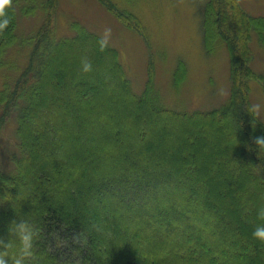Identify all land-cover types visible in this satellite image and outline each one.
<instances>
[{
  "label": "trees",
  "instance_id": "obj_1",
  "mask_svg": "<svg viewBox=\"0 0 264 264\" xmlns=\"http://www.w3.org/2000/svg\"><path fill=\"white\" fill-rule=\"evenodd\" d=\"M56 10L57 0H12L5 9L10 23L0 33V69L12 68L7 54L16 47L27 60L12 84L0 89V130L14 111L20 155L13 161L11 174L0 172V238H12L8 228L13 220L35 226L34 258L25 264H179L181 259L191 264L186 252L198 256L202 250L212 257L200 264H264V242L253 237L255 227L264 224L257 216L264 208V193L256 200L251 197L264 186V150L254 143L256 137L264 136V123L248 112L240 80L248 32L254 30L262 37L264 18L242 13L231 0L208 1L202 21L204 37L205 41L220 38L226 42L233 71L231 95L213 111L185 114L159 106L151 92V79L140 96L134 95L116 52L100 51L98 40L90 34L79 29L70 39L56 40L52 33ZM17 13H41L39 28L20 38ZM120 19L126 21L129 16ZM235 25L240 43L225 37ZM67 45L88 48L85 52L93 53V61L101 65L100 58H105L109 77L101 74L93 82L86 76L51 73V87L61 90L48 95L45 61L53 49ZM99 64L95 68L102 73ZM93 72L87 75L94 79ZM36 93L41 99L34 106ZM102 93L109 107L114 102L111 93L119 104L134 108L133 112L114 115L102 104ZM65 109L73 114L75 109L80 111L70 113V123H64ZM145 110L149 113L144 115ZM38 115L46 119L45 125L34 122ZM28 117L37 129L26 123ZM107 118L111 125H106ZM160 121L175 123L183 139L167 137ZM30 131L36 132L38 146L28 141ZM240 173L253 183L247 182V189L236 180ZM24 176L29 183L19 193ZM107 206L112 209L110 226L114 229L103 238L105 225L93 218ZM73 233L84 244L76 260L70 259L62 245L73 242ZM17 249L13 238L9 255ZM230 249L241 251L244 258H228L225 254ZM219 254L228 262H218Z\"/></svg>",
  "mask_w": 264,
  "mask_h": 264
},
{
  "label": "rangeland",
  "instance_id": "obj_2",
  "mask_svg": "<svg viewBox=\"0 0 264 264\" xmlns=\"http://www.w3.org/2000/svg\"><path fill=\"white\" fill-rule=\"evenodd\" d=\"M208 1L57 0V10L53 16L52 33L55 36L54 38L59 41L72 38L74 31L80 29L99 40L103 35L104 29L110 27L112 34L107 48L116 52V61L122 67L124 77L128 81L131 92L134 95L140 96L146 82L151 79V92L160 107L177 113H206L219 108L229 100L233 80L231 74L233 71L226 42L220 38L205 41L202 21ZM231 2L236 5L237 10L239 9L242 13L252 18H264V0H231ZM227 11H225L226 14ZM233 14L235 15V13ZM121 15L124 17L129 16V20L134 23H131V27L135 26V24L137 25L131 28L128 24L130 21H122L120 19ZM41 20V13L33 16H22L17 13V32L20 38L32 35L39 28ZM228 26L230 27L229 21ZM234 29L231 30L230 34H225V37L228 40L233 39L240 43V37L237 32L239 30L238 25H235ZM212 31L216 32V30ZM259 36L260 34L254 30L248 32L245 43L246 55L241 63L245 71H248L250 75H243L245 72L243 70L240 80L244 88L243 92L247 100V107L252 104H260L261 114L256 118L264 123V35L262 34V37ZM238 46L242 48V44H238ZM16 48L11 49L7 54V60L12 62L10 63L12 68L0 69V89L4 84L11 85L26 64L27 55ZM85 51H88V48H76L73 45L53 49V53L49 54V58L45 61L47 65L45 69V86L48 95H53L61 90L56 85L51 87V73H65L70 78L71 76L78 78L86 76L85 78L93 82L102 75L106 76L108 74L107 76L109 77L107 70L109 67L105 58H100L102 65L99 64V61H96L97 64L93 65V63H96L93 61V53L89 54V52ZM43 55L44 51H41L39 58L41 59ZM82 57H87L91 60L94 66L92 71L95 73L98 71L95 67L99 64L101 66L99 70H102V73L98 71L94 75V79L91 78L92 75H87L88 73L91 74L92 71L84 73L81 70L80 63ZM221 90H224L226 95H221ZM103 93L101 94L102 104L109 111L113 110L114 113L111 112L114 115L116 114L120 117L119 112L122 115L133 112L134 108H130L123 102L119 104L117 96L110 95L111 93L109 96L110 98L112 96L114 102L109 107L108 102H106L107 96L105 94L103 96ZM40 99L41 95L36 93L33 105L35 106ZM73 111L75 114L72 113L71 109H65L63 115L64 123L65 121L70 123L67 118L70 113L77 115L80 110L75 109ZM146 113H149V111L145 110L143 114L145 115ZM106 120L109 122L110 118ZM34 122L39 125H45L46 119L38 115L34 118ZM26 123L32 129H37L33 119L30 117H28ZM159 123L164 126L167 137L172 134L176 137L177 135L181 136L183 139L175 123L172 121H169V123L160 121ZM111 124L112 121L106 125ZM16 128V114L13 111L2 130H0V172L7 175L14 171L13 161L20 156L17 147ZM159 134L160 130L153 138L157 140ZM194 134L195 136L197 135V133ZM201 135L203 138L206 137L205 133H201ZM36 136L35 131H30L28 141L30 143L33 141L35 144L37 141H35ZM128 143H131V141ZM36 146H38L37 143ZM29 149L33 155V148ZM67 149L70 152H74L70 146ZM133 149L136 150V147L133 146ZM172 153L176 155L178 152L174 151ZM56 158L58 157L56 156ZM31 163L32 161L28 162V164ZM105 169L107 170L106 167H104V171ZM32 174L30 173V176ZM236 180L244 182L246 184L244 188L246 189L247 182L253 184L251 181H246L244 174L241 173L237 175ZM22 182L23 184H19L17 188L19 193L24 190L25 184L29 183L25 176L22 178ZM262 193H264V186H262L260 193L251 194V197L256 200ZM109 209L108 206L104 207V210L93 218L95 223L100 224L102 222L105 225L102 226L103 238L109 234V231L111 232L114 229L110 226L113 222L111 220L112 209L110 211ZM72 239L73 242L70 244L68 242L62 243L63 251L69 253L71 260H76L77 253L83 250L84 244L77 233L72 234ZM118 239L120 241L123 237L120 236ZM188 241L189 239L187 240L186 238L184 242L187 243ZM56 248L58 247L56 246ZM207 253L202 250L201 255L199 254L198 256L191 252H186V255L192 258L191 264H200L201 260L212 257L207 255ZM240 253L241 251L230 249L225 255L229 254L228 258L243 259L244 254ZM258 256L259 252H257ZM216 258L218 262H228L227 257L223 254L216 255ZM183 263V259H181L179 264Z\"/></svg>",
  "mask_w": 264,
  "mask_h": 264
},
{
  "label": "clouds",
  "instance_id": "obj_3",
  "mask_svg": "<svg viewBox=\"0 0 264 264\" xmlns=\"http://www.w3.org/2000/svg\"><path fill=\"white\" fill-rule=\"evenodd\" d=\"M12 0H0V33H2L10 23L9 18L6 15L5 9L9 7ZM112 29L106 27L103 35L98 40L100 51H104L109 44L111 38ZM81 70L84 73L91 72L93 65L90 59L87 57L81 58ZM221 95H226L224 90L220 91ZM248 112L253 117H259L261 114V105L252 104L248 108ZM254 143L259 150H264V136L256 137ZM258 219L264 221V208H260L257 212ZM9 236L12 237L7 241L4 238H0V264H25L27 260L34 258L33 247L34 240L38 235V230L34 225L30 224L26 220H20L17 222L13 220L8 228ZM253 237L261 242H264V224H258L254 231ZM13 238L18 241V249L11 256L9 255V249L13 248Z\"/></svg>",
  "mask_w": 264,
  "mask_h": 264
}]
</instances>
